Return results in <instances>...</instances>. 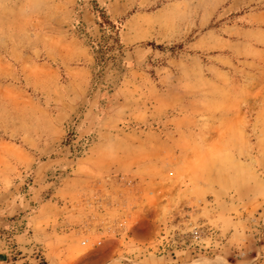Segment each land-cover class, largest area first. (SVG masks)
Instances as JSON below:
<instances>
[{"label":"rangeland","instance_id":"obj_1","mask_svg":"<svg viewBox=\"0 0 264 264\" xmlns=\"http://www.w3.org/2000/svg\"><path fill=\"white\" fill-rule=\"evenodd\" d=\"M0 264H264V0H0Z\"/></svg>","mask_w":264,"mask_h":264}]
</instances>
